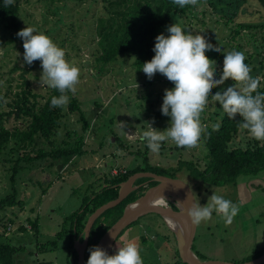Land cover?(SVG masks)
<instances>
[{
    "label": "rangeland",
    "instance_id": "374dc122",
    "mask_svg": "<svg viewBox=\"0 0 264 264\" xmlns=\"http://www.w3.org/2000/svg\"><path fill=\"white\" fill-rule=\"evenodd\" d=\"M102 3V0L22 2L21 29L31 26L44 32L65 51V58L75 61L80 68L77 91L74 95L69 92L68 96L81 101L90 126L84 133L85 154L66 161L44 159L33 167L22 169L15 181L12 180V166L15 164L13 160L18 158L17 149L22 154L36 155L41 149L50 151L53 143L40 136L31 142L22 139L21 134L17 137L20 144L12 142L0 153V199L15 187L19 198L25 202L23 208L15 206L0 210V233L5 234L0 240L21 247L16 254V264L73 263L69 256L71 214L81 207L86 195L100 189L105 177L126 169L133 170L144 162V155L149 163L163 168H178L180 159L198 160L205 166L207 151L200 141L190 149L165 141L159 152L153 153L141 140L150 124L158 130L169 126L170 117L162 114L161 105L164 90L173 88L174 84L160 73L149 80L134 65L135 57L131 55L122 54L118 61L107 64L98 61L100 50L96 28L103 14ZM249 4L246 0H198V4L186 14L172 15L170 24L178 23L186 31L201 33L225 52L241 51L246 59L259 64L264 62V27H239L241 22H262L259 9ZM167 26L160 33L168 35ZM15 35L13 29L0 28V113L9 110L8 102L22 90L25 78H28L32 91L40 95L41 102L50 92V88L39 84L40 61L31 65L24 63L23 40ZM205 54L216 61L219 76L223 52L206 51ZM251 55L253 57L249 58ZM257 77L263 85L264 70ZM234 83L229 79L223 86L213 88L212 94ZM65 112L55 136V145L71 140L70 131L83 133L84 121L79 113L71 111L69 103ZM222 114V107L209 97L200 116L201 124L205 127L219 121ZM21 122L22 119L13 116L6 125L15 128ZM253 140L242 132L233 146H248ZM59 165H62L61 170ZM173 173L190 184L201 205L206 204L208 197L215 192L239 207L231 224L226 225L213 212L210 220L197 225L196 251L208 259L235 262L242 261L254 248L264 247V170L241 175L235 182L220 185L194 180L184 170ZM35 218H39L38 235L29 222ZM22 226L28 231H22ZM65 228L67 230L63 231ZM52 241L56 243L55 247L40 250L42 244ZM128 241L138 245L143 264H169L177 257L175 235L161 215L143 216L126 227L115 242L113 254L117 245L122 246Z\"/></svg>",
    "mask_w": 264,
    "mask_h": 264
},
{
    "label": "trees",
    "instance_id": "16d2710c",
    "mask_svg": "<svg viewBox=\"0 0 264 264\" xmlns=\"http://www.w3.org/2000/svg\"><path fill=\"white\" fill-rule=\"evenodd\" d=\"M78 2L82 0H76ZM23 0H15L14 4L5 7L4 0H0V28L13 29L15 34L21 30L19 21L20 10ZM103 14L97 22L96 33L98 37V45L100 54L98 61L102 64L118 61L122 54L135 57L134 65L138 70H142V64L150 60L154 56L155 37L160 31L171 23L172 15L186 14L192 5L183 8L173 3V0H102ZM249 5L256 6L260 12V24L251 22H241L239 27L258 28L264 27V0H246ZM17 35H15L16 37ZM253 57L252 55L249 58ZM252 71L251 75L256 78L257 75L264 70V62L259 64L253 63L250 59H245ZM253 63V64H252ZM27 71V70H25ZM218 77V74H217ZM22 90L16 92L8 102L9 110L0 113V153L10 147L12 142L18 145L19 137L22 139L35 141L36 136L43 137L53 143V148L48 151L41 149L36 155L22 154L17 149L18 158L13 160L15 164L12 166V180L15 181L20 171L26 167H33L42 160H63L66 161L72 157L83 155L87 152L85 146V132L88 131L90 123L85 118V114L81 108V101L69 95V106L71 111L79 113L83 124V133L70 131L68 136L70 139L63 140L62 144L55 145V136L58 128L62 123L63 116L66 115L65 108L51 107V98L59 96L60 93L50 88L49 94L45 97V101L39 100L38 94L34 93L30 88L28 78L24 79ZM264 92V84H259L257 89ZM15 116L16 119H22L21 125L15 128L8 127L7 121ZM218 121V120H217ZM213 122L205 126L206 131L201 134L200 143L207 151L205 157V166H202L198 160L180 159L178 168H160L155 167L146 155L144 162L135 167L133 170L120 171L111 177L104 178V183L100 189L91 191L85 196L81 207L71 214V225L69 230L70 251L69 256L73 259V263L78 264V252L74 247L75 239L83 232L88 217L101 205L115 199L119 194L118 184L129 178L130 175L140 171H155L160 174H168L176 177L178 170L187 171L194 180H201L211 185H220L224 183L235 182L241 175L254 174L264 170V141L253 140L248 146H233L236 138L242 132L246 136H250L248 131L238 126L242 118L230 119L224 112L218 122ZM219 125V130H214V126ZM74 137V139H72ZM17 139V141H16ZM163 143V142H162ZM20 144V143H19ZM142 153V152H141ZM25 163V164H23ZM172 171V172H171ZM146 178H141L138 182ZM156 182H152L148 186L141 189L140 192L131 193L119 205L105 211L95 222L88 249L96 246L103 234L120 218L125 206L131 200L136 199L144 189L150 188ZM2 199H0V210H6L10 207L18 206L23 208L25 202L19 198L16 189ZM5 216L2 217V219ZM10 220V219H9ZM29 222L36 235L40 232L39 218L29 219ZM20 229L27 232L26 226ZM67 228L63 229V231ZM5 235L0 233V237ZM61 237V233L59 234ZM83 239V238H81ZM145 239V238H144ZM195 240L193 244L194 251L202 259H208L203 253L196 251ZM56 246L55 242L44 243L40 250H46ZM21 249L10 241L0 240V264H16V254ZM87 249L86 262L90 255ZM264 253V247L254 248L252 252L242 261L252 260ZM235 261V262H242ZM169 264H185L180 259L177 251V259Z\"/></svg>",
    "mask_w": 264,
    "mask_h": 264
},
{
    "label": "clouds",
    "instance_id": "9594fccd",
    "mask_svg": "<svg viewBox=\"0 0 264 264\" xmlns=\"http://www.w3.org/2000/svg\"><path fill=\"white\" fill-rule=\"evenodd\" d=\"M14 2L4 0V6H11ZM173 3L183 8L187 5L196 6L198 0H173ZM166 31L168 35L160 33L155 37V54L142 64V70L149 80L160 73L174 84L173 88L164 90L161 105L162 114L170 117L169 126L158 130L150 124L148 130L142 133L141 140L146 142L148 149L158 153L165 141L183 148L196 147L201 134L206 131L200 116L209 97L212 102H218L230 119L242 118L238 126L247 130L250 137L264 141V92L257 90L260 79L250 75L252 69L245 63V54L235 49L225 52L201 33L186 31L178 23L168 25ZM16 35L23 40L24 63L31 65L37 60L41 63L40 86L60 93L51 98V107L66 108L68 93L74 95L80 81L81 70L76 62L67 60L65 51L35 27L26 26ZM206 51L223 52V67L218 78L216 61L210 59ZM229 79L235 83L212 94L213 88L223 86ZM219 127L215 125L214 130H219ZM185 201H188V205L183 211L193 224L210 220L213 212L226 225L231 224L239 212L237 204L215 192L204 205L196 201L194 192L190 196L186 194L184 201L178 200L176 203L184 204ZM151 203L153 206L168 205L163 194ZM89 235L90 228L86 226L81 237L87 239ZM109 237L116 240L111 230ZM88 251L90 255L86 264H143L139 247L133 241L117 245L112 255L100 246H92Z\"/></svg>",
    "mask_w": 264,
    "mask_h": 264
},
{
    "label": "water",
    "instance_id": "95a60500",
    "mask_svg": "<svg viewBox=\"0 0 264 264\" xmlns=\"http://www.w3.org/2000/svg\"><path fill=\"white\" fill-rule=\"evenodd\" d=\"M59 168L61 170L62 165H59ZM147 177L153 181H156L157 184L150 187L143 195L138 197L136 200L129 202L125 206L120 218L103 234L96 246L102 247L110 255H112L115 242L126 227L138 221L143 216L157 214L164 218L169 229L174 233L180 259L185 264H264V253L252 260L242 262L200 258L193 249L194 239L196 236V227L198 224H193L187 218L186 212L183 211V209L187 207L188 201H185L184 204L179 205L176 203L178 200L184 201L186 199V194H189L190 196V193H193L194 190L187 181L179 177H171L151 171L136 172L130 175L127 180L120 182L118 184V197L101 205L88 217L85 227L88 226L90 228L89 237L87 239H81L82 237L80 234V236L76 238L74 242V247L77 250L79 256L78 264H86V253L89 246L92 228L96 220L105 211L119 205L133 191L141 187L143 184L137 186L135 185L138 179ZM163 191L166 193L165 197L168 201L167 207L153 206L151 201H153ZM168 217H172L177 220L178 227H173L170 224ZM109 230H111L113 235L116 236V240L109 237Z\"/></svg>",
    "mask_w": 264,
    "mask_h": 264
},
{
    "label": "flooded vegetation",
    "instance_id": "af4514ba",
    "mask_svg": "<svg viewBox=\"0 0 264 264\" xmlns=\"http://www.w3.org/2000/svg\"><path fill=\"white\" fill-rule=\"evenodd\" d=\"M153 165V164H152ZM155 167H160V168H162L161 166H159V165H154ZM127 170V169H126ZM125 171V170H124ZM151 172H155V171H151ZM155 173H157V172H155ZM158 174H160V173H158ZM162 175H168V174H162ZM168 176H170V175H168ZM172 177V176H171ZM139 180V179H138ZM138 180L136 181V183H135V185L137 186V185H141V184H143L141 187H139V188H137L135 191H138V192H140L141 191V189H143L144 187H146V186H148L149 184H151L152 182H156V181H153V180H151L150 178H146V179H144L143 181H141V182H138ZM157 184V182L154 184V185H156ZM154 185H151L150 187H152V186H154ZM149 188H147V189H144L143 190V193L141 194H139V196L138 197H140L141 195H143L147 190H148ZM135 191H133V192H135ZM132 192V193H133ZM137 197V198H138ZM136 198V199H137ZM136 199H134V200H136ZM134 200H131L130 202H132V201H134ZM129 203V202H128ZM127 203V204H128Z\"/></svg>",
    "mask_w": 264,
    "mask_h": 264
},
{
    "label": "bare ground",
    "instance_id": "6f19581e",
    "mask_svg": "<svg viewBox=\"0 0 264 264\" xmlns=\"http://www.w3.org/2000/svg\"><path fill=\"white\" fill-rule=\"evenodd\" d=\"M160 194H163L164 196H166V193H165V191H163L162 193H160ZM157 198V197H156ZM155 198V199H156ZM166 198V197H165ZM167 199V198H166ZM168 220L169 221H171V225L173 226V227H178V222H177V220H175L174 218H172V217H168Z\"/></svg>",
    "mask_w": 264,
    "mask_h": 264
},
{
    "label": "crops",
    "instance_id": "0c3cea01",
    "mask_svg": "<svg viewBox=\"0 0 264 264\" xmlns=\"http://www.w3.org/2000/svg\"><path fill=\"white\" fill-rule=\"evenodd\" d=\"M143 238H145V237H143ZM177 251H178V250H177ZM175 259H177V257H175L172 261L174 262Z\"/></svg>",
    "mask_w": 264,
    "mask_h": 264
}]
</instances>
